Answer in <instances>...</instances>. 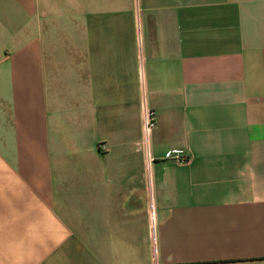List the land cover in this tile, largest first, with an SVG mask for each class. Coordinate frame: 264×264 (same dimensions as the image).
Wrapping results in <instances>:
<instances>
[{
    "label": "crops",
    "instance_id": "1",
    "mask_svg": "<svg viewBox=\"0 0 264 264\" xmlns=\"http://www.w3.org/2000/svg\"><path fill=\"white\" fill-rule=\"evenodd\" d=\"M0 264H264V0H0Z\"/></svg>",
    "mask_w": 264,
    "mask_h": 264
},
{
    "label": "built area",
    "instance_id": "2",
    "mask_svg": "<svg viewBox=\"0 0 264 264\" xmlns=\"http://www.w3.org/2000/svg\"><path fill=\"white\" fill-rule=\"evenodd\" d=\"M155 122H156L155 111L153 109L146 108L143 114V128L145 133L150 131L155 126ZM102 148H104V145H102ZM163 156L165 159L178 161V162L188 160L189 158L188 153H185L182 149L167 150Z\"/></svg>",
    "mask_w": 264,
    "mask_h": 264
}]
</instances>
